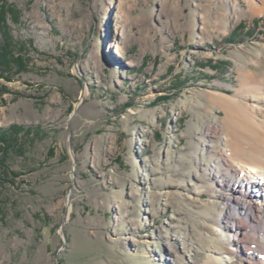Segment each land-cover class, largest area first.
<instances>
[{"label": "rangeland", "instance_id": "rangeland-1", "mask_svg": "<svg viewBox=\"0 0 264 264\" xmlns=\"http://www.w3.org/2000/svg\"><path fill=\"white\" fill-rule=\"evenodd\" d=\"M263 3L8 0L28 71L0 80V128L41 133L0 186V264L227 260L217 221L237 199L209 171L227 151L212 94L264 77Z\"/></svg>", "mask_w": 264, "mask_h": 264}, {"label": "bare ground", "instance_id": "bare-ground-1", "mask_svg": "<svg viewBox=\"0 0 264 264\" xmlns=\"http://www.w3.org/2000/svg\"><path fill=\"white\" fill-rule=\"evenodd\" d=\"M252 7L255 14L264 12V3ZM243 76L237 94H212L213 103L224 114L227 151L218 156L220 159L212 163L209 171L219 184L226 180V191L237 200L228 207L223 220L217 221L227 260L217 263L209 258L204 264H264V77L256 81L248 73ZM249 188L255 189L253 198ZM247 221L253 224L244 225ZM228 232L233 236L229 237ZM239 243L243 244L248 258L237 256ZM229 246L234 249L230 250Z\"/></svg>", "mask_w": 264, "mask_h": 264}, {"label": "trees", "instance_id": "trees-1", "mask_svg": "<svg viewBox=\"0 0 264 264\" xmlns=\"http://www.w3.org/2000/svg\"><path fill=\"white\" fill-rule=\"evenodd\" d=\"M19 17L20 12L13 5L8 4V0H0V80L5 82H10L15 76L28 71L26 59L17 53L19 52L17 49H24L25 44L19 45L15 41L9 26V21L18 23ZM258 21L260 20L253 22L256 25ZM239 26L244 29L241 24ZM234 36L230 37V40ZM8 93V88L0 84V102L3 101V96ZM38 132V130L30 127L18 125L0 128V186H4L11 175L14 177L18 175L10 171L8 161L11 155L23 156L26 150V142L32 140Z\"/></svg>", "mask_w": 264, "mask_h": 264}, {"label": "water", "instance_id": "water-1", "mask_svg": "<svg viewBox=\"0 0 264 264\" xmlns=\"http://www.w3.org/2000/svg\"><path fill=\"white\" fill-rule=\"evenodd\" d=\"M80 81H81V83H82V86H84V85H83V84H84L83 79H80ZM84 91H85V89H84V87H82V93H81V97H80L79 103H80L81 100L84 98ZM79 103H78V104H79ZM78 104H77V106L74 108V110H73V114L76 112V109H77V107H78ZM72 117H73V115H71V116L69 117V120H70ZM67 204L69 205V200L67 201ZM66 221H67V215H66V217L64 218V222H63V224H62V226H61V230H62V231H63V227H64Z\"/></svg>", "mask_w": 264, "mask_h": 264}]
</instances>
